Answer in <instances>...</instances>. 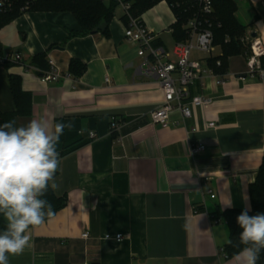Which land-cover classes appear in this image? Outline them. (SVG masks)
I'll use <instances>...</instances> for the list:
<instances>
[{"label": "crops", "instance_id": "crops-1", "mask_svg": "<svg viewBox=\"0 0 264 264\" xmlns=\"http://www.w3.org/2000/svg\"><path fill=\"white\" fill-rule=\"evenodd\" d=\"M122 15L118 6L106 36L69 37L80 28L69 11H28L0 29V48L23 54L22 62L0 66V111L14 110L13 74L31 96L30 114L17 117V125L32 119L65 124L50 182L56 187H49L63 203L10 264H236V254L223 253L228 230L221 213L251 208L248 186L264 157V68L250 74L246 55L229 56L223 74L200 77L184 98L203 95L210 102L190 106L185 119L174 109L162 127L149 113L163 93L155 78L137 72L141 59L124 36ZM235 16L264 46V0H238ZM140 19L155 44L172 48L175 17L164 0ZM41 53L43 62L34 59ZM199 54L194 50L191 58L207 66L220 50ZM72 59L85 65L78 77L39 81L47 60L65 74ZM112 117L121 120L114 132ZM209 121L216 126L207 128ZM90 131L94 139L87 138ZM199 143L203 150L191 152ZM116 233L120 242L104 238Z\"/></svg>", "mask_w": 264, "mask_h": 264}, {"label": "clouds", "instance_id": "clouds-1", "mask_svg": "<svg viewBox=\"0 0 264 264\" xmlns=\"http://www.w3.org/2000/svg\"><path fill=\"white\" fill-rule=\"evenodd\" d=\"M65 124L32 119L25 125L13 120L0 124V264L23 254L32 246L34 229L55 212L46 193L60 165L57 144ZM231 207V201L225 203ZM250 206L236 218L242 229L235 255L236 264H257L264 252V213L249 215ZM231 243V241H229Z\"/></svg>", "mask_w": 264, "mask_h": 264}, {"label": "trees", "instance_id": "trees-1", "mask_svg": "<svg viewBox=\"0 0 264 264\" xmlns=\"http://www.w3.org/2000/svg\"><path fill=\"white\" fill-rule=\"evenodd\" d=\"M129 4V13L133 17H140L141 14L155 3L161 0H120ZM172 10L175 20L170 24L169 29L175 42L183 41L186 38V21L197 10L199 0H164ZM211 10L202 16V21L209 24L213 33V43L220 50V54L207 58V66L214 74L221 75L226 70L227 58L231 55L248 54V46L240 41V36L245 34L247 25L241 23L235 13L237 4L235 0H210ZM120 6L117 0H39L33 4L30 11H69L76 18L79 24L78 31H71L69 37L83 36L92 32H101L108 35V25L115 15L116 8ZM19 16L15 9L7 14H0V29ZM121 19L126 23L125 15ZM35 60L43 62L44 53L34 57ZM216 60L219 64H216ZM262 62L264 57L261 58ZM9 65V64H7ZM7 65H3L7 67ZM48 65H45V69ZM85 69V65L78 60H70L69 74L78 77ZM8 84L14 103V110L8 112L0 111V124L15 120L30 114L31 96L21 88L20 78L17 75H8ZM251 208L249 215L264 213V157L261 159L255 178L248 186ZM47 200L53 209L59 208L63 199L55 197L48 189ZM243 209H226L221 213L228 230V240L223 246V253L231 257L240 251L242 245L237 247L238 238L242 229L237 224V216ZM5 226V221L0 217V230ZM231 241V243H229ZM257 264H264V252H261Z\"/></svg>", "mask_w": 264, "mask_h": 264}, {"label": "built area", "instance_id": "built-area-1", "mask_svg": "<svg viewBox=\"0 0 264 264\" xmlns=\"http://www.w3.org/2000/svg\"><path fill=\"white\" fill-rule=\"evenodd\" d=\"M37 1L39 0H0V14H7L17 9L19 15H21L30 11L31 6ZM117 1L127 19L124 36L136 45V54L141 59L137 72L140 75L155 78L159 89L163 93L162 104L149 113L151 122L167 127L170 124L169 114L174 109L180 112L181 119H185L191 116L190 106H205L208 104L210 98L203 95H194L189 98L188 102H184V98L187 96L190 85L200 77L213 73L201 60L191 58V52L194 50L206 55H212L215 50L213 33L209 28V24L201 19L203 15L208 14L211 10L210 0H199L197 10L185 23L186 38L183 41L175 42L170 50L155 44V35L145 27L140 17L130 15L128 3ZM240 41L248 46V54H246L248 73H261L264 68L261 60L264 57V46L259 38L246 34ZM22 60L23 54L20 50H2L0 48V66L20 63ZM47 64V70L38 74L40 82L46 83L72 78L69 73L61 74L57 71L52 60H47ZM216 64H219L218 60H216ZM104 80L105 82L109 81L107 77ZM120 123V119L112 117L109 122L111 132L116 131ZM205 125L207 128L216 126L214 121H209ZM86 136L88 139H94L96 134L90 131ZM203 148L204 145L199 143L190 149L191 152L196 153L203 150ZM87 236L86 231L81 233V237L86 238ZM104 238L120 242L123 235L121 233L105 234ZM82 264L89 263L83 262Z\"/></svg>", "mask_w": 264, "mask_h": 264}, {"label": "rangeland", "instance_id": "rangeland-1", "mask_svg": "<svg viewBox=\"0 0 264 264\" xmlns=\"http://www.w3.org/2000/svg\"><path fill=\"white\" fill-rule=\"evenodd\" d=\"M235 1H236V4H237V1H238V0H235ZM240 21L242 22V21H244V20L241 18ZM246 34H247V29H246L245 34H243V35L240 36V39L243 38L244 36H246ZM193 53H195V52H193ZM199 55H203V53H200Z\"/></svg>", "mask_w": 264, "mask_h": 264}, {"label": "water", "instance_id": "water-1", "mask_svg": "<svg viewBox=\"0 0 264 264\" xmlns=\"http://www.w3.org/2000/svg\"><path fill=\"white\" fill-rule=\"evenodd\" d=\"M251 36H254V34L252 33Z\"/></svg>", "mask_w": 264, "mask_h": 264}]
</instances>
